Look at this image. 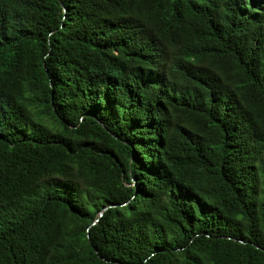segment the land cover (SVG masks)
Listing matches in <instances>:
<instances>
[{
  "label": "trees",
  "instance_id": "obj_1",
  "mask_svg": "<svg viewBox=\"0 0 264 264\" xmlns=\"http://www.w3.org/2000/svg\"><path fill=\"white\" fill-rule=\"evenodd\" d=\"M0 264H264V0H0Z\"/></svg>",
  "mask_w": 264,
  "mask_h": 264
},
{
  "label": "water",
  "instance_id": "obj_2",
  "mask_svg": "<svg viewBox=\"0 0 264 264\" xmlns=\"http://www.w3.org/2000/svg\"><path fill=\"white\" fill-rule=\"evenodd\" d=\"M109 207H111V205L104 207V208L101 210V212L99 213V216H102V214L104 213V211L107 210ZM98 221H99V218H97L93 224H95V223L98 222Z\"/></svg>",
  "mask_w": 264,
  "mask_h": 264
}]
</instances>
